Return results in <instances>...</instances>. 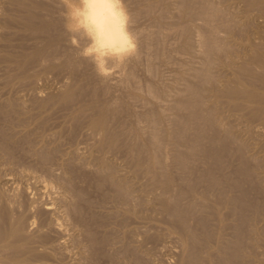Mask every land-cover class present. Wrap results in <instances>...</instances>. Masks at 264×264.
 Here are the masks:
<instances>
[{"label": "bare ground", "instance_id": "bare-ground-1", "mask_svg": "<svg viewBox=\"0 0 264 264\" xmlns=\"http://www.w3.org/2000/svg\"><path fill=\"white\" fill-rule=\"evenodd\" d=\"M230 1L232 3L231 9H230V11L226 12V9L224 10L223 7L216 4V1L214 3V1H210V0H180L178 10L180 9L179 12L182 14V16L197 17V19L199 18L202 21L199 23L200 24L199 27L196 25L198 27V30H196V32L198 33V34L196 33L198 35V39H196V41H193V39H192L193 38L192 37L193 32L191 31V29H192L191 24H187L185 26L183 25L184 29H182L183 26L180 25V26H182L181 27L182 32L180 31V33H181V36L183 38V44H181V45L184 46V49H186V51L189 54L191 53L192 49L195 50L194 49L195 46H198L197 49H198V51L200 50L199 52L201 54L200 55L201 56V62L198 63V64H200L199 66H197L198 64L196 66H193V65L191 66L192 62L188 66V67H190V68H188V71H190V72L188 73V71H187V73L189 74L188 75L189 77H185V76L181 77V79L184 80V84H183L184 87L183 88L185 91L179 90V93H181V95L179 94V97H178V94L173 93L174 95H176L175 97H178V98L173 100L174 96L172 97L170 94H168L172 97V100H173L171 105H169L170 109L167 108L168 104H170V103L166 104L167 107L165 106L166 111L169 109L167 112L171 111V113H172L170 117L169 116L163 117L162 116L163 114L156 112L157 108H155V107H153V108L156 110L153 111V109H151L152 111L149 113V115L144 114V115H146V116H143L144 120L147 122V125H148V128L147 129L145 128L147 131L146 132L147 136H146V139H144V140H146L147 146L143 143L138 142V141L133 142L131 138H130L131 142H127V140L123 141L122 140L123 137L121 139V135L123 133V131L121 129H123V128L120 129L119 123L121 124V122H118V119H117L118 118L117 117L118 111H119L118 106L121 107L120 100H119L121 94L119 93L120 96H119V94H118V96H116L117 93H116V95L114 94L115 96L112 95V89H113L112 86H114L113 84H116L117 82L120 84L122 76L124 75V74L121 75V73H123L122 72L123 68H121V67H124V69H126L125 64H127V63H125V62H127V60L136 58L138 56L141 57L140 53L146 54L147 51H149L150 48L148 49L147 46H149V44H151V43L147 44L146 41L148 42L147 37L150 35L151 32L150 33L148 32L149 35L148 36L146 35L147 36L146 41H143V42H145V45L141 41L143 44V48L147 44L146 48L148 50L147 51L145 49L142 50V51L145 50L146 52L140 51L141 50V48H140L139 51L137 50V52L134 56L127 58L125 60L121 61V60L112 59V60L108 61L107 65H105L103 62H101V67L98 70L97 67L95 66V64L89 58L86 57L85 50L87 49L88 44H89L87 39H85L82 35H80L78 33L70 32L65 27L66 12L71 7L75 6L78 3V0H6V7L8 8L11 6L12 8L10 7L11 8L10 10L4 9V11L6 10L4 14L0 13V15H2L0 17V62L2 63V67H3L1 70L2 71H3V69L5 70L6 76L5 75L4 76L6 77V80L3 83H5V87H8V95L10 94L9 91H11L13 88H16V87L20 88L21 91H25V92H26V90L29 92L30 91L32 92L35 88L38 90V88H37L38 86H39V88H41L40 87L41 84L37 86V83L40 82L38 79H40V77H42L45 73H46L45 74L46 76L47 75L49 76L50 73L48 74L47 73L48 71L54 70L57 74L58 73H62V74L65 73V74H67L68 77L73 79V80L67 81L65 83L63 82L64 80L62 79L63 80L62 84H64L63 85L64 87L61 86L62 84L59 86H61L63 89H60L58 94H51L50 93L49 98H47V100L45 99L46 101L36 102L35 111L38 109L39 112L41 113L42 111H44L46 106H48L51 101H53L52 102L53 106L54 105L55 106L60 105L62 107L66 106V108H67V105L71 106V113H70L69 117H71V119H72V116H73L74 120L76 118L77 123L76 122L75 123L79 125L80 133L84 129V130H86V133L88 131L89 134L91 136H93V138H95L94 141H96V142L93 141L95 144H92V145L95 148V150L98 151V153H95L94 152L95 150L93 151L94 154H96V155L100 154L99 152H102V153L105 152L106 153L109 150H111V152H112V149L114 150L116 148H120L121 146L127 145L126 147L131 154V155H128V157H129L128 160L132 163V166L130 165V169L132 167V169H133L132 171L135 173V176L141 175V176H144L147 178V180H146L147 182L145 183L144 187L142 186V190H139V191H142L141 195L136 196L135 194L131 193L133 191L132 190L130 191L131 188L130 189L127 188L129 186L126 185V183H125L126 181L124 182L122 178H117V176L116 177L113 176L112 172H115V170L113 169L114 171H112V164L110 163L109 160L107 161L105 159V157H103V155H99L96 158L98 165H99L98 168L105 170L107 172V173H104L105 176L104 175H102V176H104V179H106L110 183V186H112L113 190H112V188H111V190L114 191L112 196L115 199V201L118 200L122 204H124L122 210L120 209V207H118L120 203L118 204V206H116V208L120 209V211H121V212H118V210H117V212L120 215H122L124 217L128 216L129 219L132 216L135 218L137 216L139 217L140 214H139L138 210H140L142 212L143 211L142 208L144 207V209H145V206H149V204H152V203H150V201H152L153 202L152 205L154 207L153 211L155 209L157 212H160L163 215L166 214L170 217V219H171V220H169L170 223H169V221L168 222L166 221L168 223V224L166 223L168 226L166 228L169 232L176 234V237L182 243V250H181L182 252H181L180 258L178 257L179 258L178 259L176 257L178 259V262H176L177 264H245L246 262L250 263L248 261L251 260V258L253 257V254H254L253 249L256 248L257 246L262 247V249H260V251L262 250V252H261V254L258 255V256H260V258L258 260V264H264V235H263V232L261 230V227L260 228L257 227L258 223L260 221H262L263 222L262 228H264V0H230ZM170 2H172V1H170ZM123 3L125 5V7L129 8L128 6L130 5V3L126 2L125 0H123ZM156 3H158V2H156ZM1 4H3L2 1H1ZM163 5H164L163 10H165L163 12H166L168 10L167 6H169L167 0H164ZM149 6L150 5H147V7H149ZM152 6H156V5L153 4ZM174 6H176V5H174ZM0 7H2V9H3L4 6L1 5ZM130 7H132V6H130ZM228 8H229V6H228ZM152 9H154V8L150 7V9H147V10L151 11ZM160 9H162V8H159L158 11H160ZM1 11L3 13V10H1ZM128 12L131 13L129 11V9H128ZM155 13H156V11H155ZM134 14L136 16V13H134ZM145 14H146V12H145ZM131 15H132V13L130 14V17H131ZM147 16H148V14H147ZM133 17L134 16H132L130 19V30L137 36V39H138L139 33L137 31L138 29H136V24L134 23ZM156 18H158V17H156ZM187 19H189V18H187ZM175 21H177V20H175ZM136 22H137V20H136ZM173 22H174V20H173ZM177 22H179V21H177ZM156 26H158V25H156ZM165 26H166V24H165ZM167 28L168 27H166V29ZM175 28H178V25ZM171 30H173V29H171ZM147 31H148V29L146 30V32ZM169 31L167 32V34L171 33ZM139 32H140V35H142V33H141L142 31H139ZM159 33L158 34L157 33H151L152 34V35H150L151 38L148 37L149 41L153 40V39L156 40L154 47L159 46L158 45L159 42L157 44L158 40L161 41V39H159V37L161 38V36H159ZM144 34H147V33H144ZM174 36H176V35H174ZM174 36H173V38H175ZM143 37H145V35ZM164 37L167 38L166 36H164ZM226 37L228 38L229 43H227ZM169 39H171V38H169ZM162 40H163V38H162ZM141 42L139 44L142 46ZM167 42H168V40H167ZM177 42H178V40H177ZM194 42H196V43H194ZM138 43H137V45H138ZM163 43L164 42L162 41V44ZM168 44H169V42H168ZM139 46H137V49ZM151 46H152V44H151ZM151 46H149V47H151ZM160 46H161V44H160ZM169 46L170 45H168V47ZM162 50H164V49L162 48ZM182 50H183V48H182ZM153 52H154V50H153ZM148 54L149 53H147L145 56H147ZM159 55L160 54H158V56ZM195 55H197V54H195ZM162 56H163V54H162ZM181 56L182 55H180V57ZM155 57L157 58V56H155ZM155 57H154V59H155ZM159 57H161V56H159ZM189 57H191V56H189ZM193 58L196 59L195 57H193ZM130 61L132 62V60H130ZM199 61L200 60H198L197 62H199ZM165 62H166V60H165ZM179 62H181V61H179ZM188 62L190 63V61H188ZM174 63H175V61H174ZM121 64H122V66L120 67ZM175 64H177V63H175ZM216 64L219 66V68L222 66L228 71V73L225 72L227 75H225L223 73L225 75V77L223 76L221 79L218 78L220 76H218L217 73H215V71H214V67L216 66ZM171 65H170V67H171ZM113 66L115 67L114 69H113ZM147 66L149 67V64ZM151 66H153V65H151ZM154 66H156L155 63H154ZM132 67H134V66L132 65ZM72 69L74 71H72ZM124 69H123V71H125ZM129 69L127 70L129 72V73L127 72L128 75H130V73H132V72H130L131 69L130 70ZM140 70H142V69H140ZM163 70H166V69H163ZM180 70L181 69H179V71ZM171 71H172V69H171ZM55 72H53V73H55ZM71 72H73L74 75H72ZM148 72H149V70H148ZM150 72H152V71H150ZM220 72H221V68H220ZM1 74L3 75L2 72H1ZM62 74H58V75H62ZM132 74L131 75L133 78L134 72ZM149 74L152 75L153 73H149ZM172 74H174V73H172ZM58 75H57V77H59ZM46 76L44 78H46ZM67 76H66V78H68ZM125 76L128 77L127 75H125ZM154 76H155V73H154ZM181 76H182V74H181ZM0 77H2V76H0ZM108 77H109V79H107ZM115 77H118L117 80H119V79L120 80L116 82ZM167 77H168V75H167ZM174 77H176V75ZM137 78H138V75H137ZM139 78H140V76H139ZM150 78H152V77L150 76L148 80H150ZM58 79H61V78H58ZM111 79H114L113 81H115V82H113V81L111 82ZM134 79L136 80V77L133 78V81H135ZM50 80H53V79H50ZM160 80H161V77H160ZM163 80H164V78H163ZM145 81H147V80H145ZM41 82L43 83L44 81H41ZM126 82H128V81H126ZM118 83H117V85H118ZM137 83H139V82H136V83L131 82L130 85H129V83H127V85L131 86L132 89H133V87L139 88V86L142 83L141 84L139 83L140 84L139 86H135L134 84H137ZM148 83H149V81H148ZM162 83H160V84L162 85ZM110 84H112V85H110ZM122 84H124V83H122ZM170 84H171V82H170ZM45 86H46V84H45ZM142 86H143V84H142ZM144 86L147 87V88L144 87L145 89L149 90L148 93L149 92L151 93L150 96H152V94L154 95V93H156V90H157L156 85H155L156 87L152 86V85L151 86L149 85V87H148L145 83ZM180 86H181V84H180ZM2 87H4V86L2 85ZM57 87H58V85H57ZM117 87H119V86H117ZM140 89L142 90V88H139V91H141ZM166 89H167V87H166ZM181 89H182V87H181ZM158 90H160V89H158ZM21 91H17V92H21ZM120 91H121V89H120ZM31 92L29 94L32 95ZM37 92H40V91H37ZM182 92H184L185 94H183ZM27 93L28 92H26V96L28 95ZM123 93H124V91H123ZM18 94L19 93L16 94V92H15V96ZM80 94H83L86 96L80 97L81 96ZM125 94H122V95H125ZM162 94H164V93L162 92ZM162 94H161V96H163ZM8 95L6 94V96H8ZM11 95H12V93H11ZM24 95H25L24 92L20 93L18 95L19 99L21 100L20 97L24 96ZM127 95L131 96L130 94H127ZM168 95L166 92V95L164 96V98H166ZM26 96H24V97H26ZM37 96H39V95H37ZM33 97H35V96L33 95ZM157 97L160 99L163 98V97L161 98L159 96V94H157ZM171 97H169V98H171ZM29 98L30 97L28 96V98L26 97L25 99L29 100ZM124 98H125V96H124ZM132 99H133V95H132ZM4 101H5L4 103L0 102L2 104L0 106V117L3 119L4 122L11 123L14 116H16L14 113L15 112L18 113L24 106H21V104H18L16 102L17 99H16V101L14 99L13 100L7 99ZM33 101H35V100H33ZM24 102H26V101H24ZM136 102H137V100H136ZM138 102H139V100H138ZM140 102L142 103V101H140ZM19 103H20V101H19ZM27 103H26V105H27ZM34 103H33V105H34ZM143 103H145V102H143ZM155 103H156V101H155ZM161 103H162V105H165L163 102H161ZM149 104L147 106H149ZM52 105H49V106H52ZM151 105H152V103H151ZM60 106H58V107H60ZM127 106H128V104H127ZM137 106H135V107H137ZM142 106H145V105L142 104ZM158 106H160V105H158ZM150 107H152V106H150ZM165 107L163 106V107H158V108H161L159 110L162 112L165 109ZM149 108H147V109H149ZM162 108H164V109L162 110ZM32 109H34V107ZM52 109H55V108H52ZM223 110H224V112H223ZM23 111L24 110L22 109V112ZM128 111L129 110H127V112ZM59 112L61 113V111H59ZM130 112H132V111H130ZM130 112H128V113H130ZM164 112H165V110H164ZM164 112H162V113H164ZM25 113H26V111H25ZM30 113H32V112H30ZM137 113H138V111H137ZM43 114L44 113H42L41 115L43 116ZM131 114H133V113H131ZM167 115H170V114H167ZM37 116H39V114ZM37 116L35 115V117H37ZM230 116L234 117L232 119H234L235 122H233L234 120H232V119H231L232 120V122H231ZM18 117H17V119L19 120L20 118H18ZM21 117H23V115H21ZM126 117H127V115H126ZM33 118H34V116H33ZM49 118H50V116H49ZM59 118H60V116H59ZM131 118H133V116ZM139 118H141V117H139ZM136 119H138V118H136ZM42 120H44V119H42ZM33 121L36 122V119ZM45 121L47 123L48 120H45ZM61 122L62 121H60V123ZM64 122L65 121H63V123ZM165 122H168L169 125L171 126L170 130L167 129L168 131H165L164 127L162 129V125L164 126ZM28 123H29V121H28ZM32 123H34V122H32ZM24 124H25V122H24ZM44 124H45V122H44ZM139 124H140V121H139ZM143 124H141V125H143ZM68 125H69V123H68ZM70 125H69V129H70ZM165 125H168V124L165 123ZM166 127L168 128L169 126H166ZM39 128H40V126H39ZM73 128H76V127H73ZM25 129H27V128H25ZM59 129H60V127H59ZM142 129H143V133H144L145 129L144 128H142ZM37 130H38V128H37ZM54 130H56V129H54ZM44 131H43V134L45 133ZM125 131H126V129H125ZM141 131L142 130H140V132ZM16 133H17V131H16ZM57 133H59V130ZM60 134H61V131H60ZM128 134H129V132L126 134V136H128ZM23 135H25V134H23ZM82 135H84V134H82ZM0 136H2L1 137L2 141H0V151H1L0 153L3 152V155H4V152L7 154H11V160L12 161L10 160V158H8L10 160V163H11L14 160V159H12L13 156H12V152H11L14 150V149L12 150V148H14V146L10 147V143L12 141L9 140V137L2 130L0 131ZM57 136H58V134H57ZM57 136H56V138H57ZM73 136L76 137L75 135H73ZM126 136L124 135V138ZM10 138H13V136ZM15 138H14V140H15ZM18 138H20V136ZM136 138H137V136H135V140H136ZM168 138L171 141V146H172L171 150L173 151V152H167V153H170V157L168 156L167 153H164L167 155L163 156L164 154L161 153L163 151H161V149H160L161 143H163L162 140L163 139L167 140ZM40 139H41V137H40ZM78 139L79 138L77 137L76 140L78 141ZM81 139H82V137H81ZM87 139L89 140V138H87ZM42 140H44V139H41V142H42ZM21 141H23V140H21ZM38 141H39V139H38ZM48 141H45V143L46 142L48 143ZM53 141H56V140H53ZM65 141H66V139H65ZM90 141H92V140H90ZM163 141H165V140H163ZM8 143H9V145H8ZM29 143H31V142H29ZM53 143H55V142H53ZM56 143H55V146H56ZM59 143H61V142H59ZM80 143H84V142H80ZM51 144H50V146H51ZM63 144H65V143H63ZM75 144H77V143H74V145ZM164 144L165 145L168 144V140L166 143L164 142L163 145ZM47 145L48 144H46V147H49V145L48 146ZM77 145H79V144H77ZM85 145H83L82 147L84 148ZM27 146H25L26 149H28L30 145L27 144ZM69 146L71 147V144ZM79 146H81V145H79ZM41 147L42 146H40V148ZM46 147L44 145L43 149H46ZM74 147H73V149H74ZM126 147H125V149H126ZM163 147L165 148L167 146H163ZM15 148H16V145H15ZM19 148H20V146H19ZM67 148L68 147H66L65 151L69 150ZM94 148H92V149H94ZM164 148L162 150H164ZM17 149H15V150H17ZM76 149L77 148H75V150ZM144 149H146L149 154L147 153L144 156H142V154L136 155V153L138 151L141 152V150H144ZM56 150L57 149L54 146H52V147L47 148V150H45V151L41 150L42 153L37 152V154H39L38 157H39V159H41V161L45 160L49 164V162L47 160L54 159L56 156L60 155V154L57 155L58 151H56ZM23 151L25 153H27L28 150H23ZM83 151H84V149H83ZM167 151H169V150H167ZM19 152L20 151H18V153ZM62 152H64V151H62ZM75 152H77V151H75ZM90 152H91V150H90ZM164 152H166V148H165ZM66 153H68V151ZM69 153H71V152H69ZM69 153H68V155H69ZM133 153H135V154H133ZM13 154H14V151H13ZM32 154H34V153L32 152ZM64 154H65V152H64ZM126 154H129V153H126ZM65 155L67 156V154H65ZM114 155H115V153H114ZM166 156L169 158V161H166V159H165ZM5 157H7L6 154H5ZM70 157H72V156H70ZM75 157H73V158H75ZM27 158H25L27 161H29L30 158H31L30 160H32V156H30L29 159H27ZM66 158H68V157H66ZM107 158H108V156H107ZM124 158H125V156H124ZM16 159H17V157H16ZM25 159L23 160L24 162L26 161ZM80 159H82V158H80ZM126 159H127V157L125 158V160ZM18 160L21 161L20 158ZM18 160H16V161H18ZM6 161L7 160H5V162ZM33 161H34V159H33ZM55 161H56V159H55ZM1 162H0V166L2 165ZM8 162H6V164ZM57 162L58 161H56V163ZM68 162H70V161H68ZM29 163H31V161ZM52 163H54V165H55L54 161H52ZM16 164H17V162H16ZM22 164H23V162H22ZM31 164H29V165H31ZM58 164H60V163H58ZM64 164L65 163L60 164V166L62 167V165L64 166ZM33 165H34V163H33ZM71 165L72 164L70 162V163H67L64 167L68 169V168H70ZM169 165H170V167L172 166L175 169L176 178H174V180H173V175L175 177V174H172L173 170H171ZM9 166H10V164H8V167ZM73 166H75V165H73ZM10 167H12V166H10ZM38 167H40V166H38ZM53 167H55V166H53ZM165 167L170 168L171 172L166 171ZM15 168L16 167H14V170H15ZM27 168H28V165H27ZM42 168H44V163H43ZM65 168H64V170H65ZM38 169H40V168H38ZM53 169H55V168H53ZM53 169H51V171ZM45 170H50V168L47 167V169L45 168ZM51 171H50V175H51ZM60 172H62V171H60ZM65 172H67V171L65 170ZM8 173L9 172H7V175H8ZM23 173H25V172H23ZM52 173H54V172H52ZM63 173H64V171H63ZM41 174H42V172H41ZM44 175H42V176H44ZM46 175H48V174H46ZM6 176H5V178H7ZM53 176L55 177L54 174H53ZM75 176H76V174H75ZM135 176L133 175V177H135ZM144 177H143V179H144ZM4 179H0V180L4 181ZM131 179H133V178H131ZM7 180L9 181L10 179H7ZM15 180H17V178ZM10 181H12V180H10ZM42 181H43V179H42ZM172 181H173V184L171 183ZM94 182L95 181L93 180V183ZM3 183H5V182H3ZM68 183L71 186H72V184H74V183L71 184L70 181ZM88 183H90V182H88ZM26 184H29V183H26ZM69 185H67L66 187L70 188L71 186L68 187ZM47 188H48V186H47ZM71 188H74V187L72 186ZM75 188H77V187H75ZM96 188H99V187H96ZM35 191H37V190L35 189ZM23 192H24V190H23ZM73 192H74V195H76L80 199H81V197H83V199L85 200L84 195L81 197L79 196L80 192L82 194H84L81 190H80V192H79V190L72 191V193ZM101 194H103V193H101ZM132 194L135 195L136 197L133 196ZM139 194H140V192H139ZM150 194L152 196H148ZM2 195H4V194H2ZM146 196L148 197V199L150 201L147 199ZM99 197H100V195H99ZM79 198H78V200L76 199L77 202L75 200H72V201H75L76 203H78L80 205ZM108 198H109V196H108ZM13 200H14V198H12V201ZM208 200H210L212 206H210L208 204ZM107 201H109V200H107ZM0 202H1V200H0ZM32 202L33 201H31V203ZM48 202H45V203H47V205H48ZM95 202H93V204H95ZM7 204H8V202H7ZM73 204H71V205H73ZM63 205L64 204H62V206ZM104 205H106V204H104ZM49 206H50V202H49ZM49 206H45V208L49 209L50 208ZM35 207H37V205ZM111 207H112V205H111ZM71 208H72V206H71ZM73 208H76V207L74 206ZM83 208H84V206H83ZM92 208H94V207H92ZM99 208H98V210H99ZM102 208L104 209V206ZM136 208H138V209H136ZM38 209H40V208H38ZM38 209H36V210H38ZM65 209H67V208H65ZM77 209L79 210L78 205H77V208L74 210L77 211ZM115 209L112 211L115 212L116 211ZM215 209L217 212L216 214H218L219 215L218 217L221 218L218 221V223H223L222 226H223L224 230L227 227H228V230L230 228L229 232L230 233L232 232V235L229 234V237H226L227 235L226 236L223 235V232H222L223 230L219 231L220 229H218L219 228L218 223H217L218 227H216L215 221H213V222H215V224L213 226L210 225L211 222L209 223L207 221L208 219H210L209 218L210 215L215 214ZM11 210H14V209H11ZM30 210H32V209H30ZM153 211L151 210L152 214H153ZM10 212L12 213L13 211H10ZM15 212H17V211H15ZM19 212H20V210H19ZM99 212H100V210H99ZM117 212H116V216H117ZM146 212H148V211H146ZM157 212H155V213H157ZM28 213H29V211H28ZM73 213H75V211ZM110 213H107V215L110 216V215L114 214L111 211H110ZM143 213L145 214V210ZM155 213H154V215H156ZM13 214L15 215L16 213L13 212ZM35 214L39 215L40 213L36 212ZM26 215H28V214H26ZM50 215L51 214H49V216ZM66 215H68V214H66ZM221 215H222V217H221ZM4 216H6V215H4ZM9 216H7V217H9ZM18 216H19V214H18ZM41 216H42V214H41ZM47 216H48V214H47ZM122 216H121V219H122ZM150 216H149V218H151ZM142 217H143V215H142ZM18 218H15V219H17L19 223L14 225V226H11L12 223H11V225L9 224L10 226H7V224L5 225V222H4L5 227L2 225L3 223L0 224V240L4 239V238L10 239V241L5 242V244H3L4 246L3 247L1 246V247L6 249L7 253L10 252V250L13 251L14 253H16V256H17L16 259H19L17 261H19L21 264H25V263H27V259H30L31 256H34V257L36 256L37 250H35V247H34L35 245L32 246L31 245L32 242L30 240H28L30 238V236L25 235L24 231H27V230L24 229L25 227L23 226V223H20L21 222L20 220L22 218L24 219V217H20L19 219ZM32 218L36 219L35 217H32ZM44 218H45V216H44ZM79 218H80V216H79ZM144 218H142V219H144ZM5 219H6V217H5ZM38 219H40V217ZM81 219H82V217H81ZM125 219L126 218H123L122 220H125ZM142 219H141V221H142ZM147 219H148V215H147ZM167 219L168 218H166L165 220H167ZM213 219H214V217H213ZM222 219L224 220V222H220ZM46 220H48V219H46ZM92 220H94V219H92ZM137 220H139V219H137ZM150 220H152V219H150ZM7 221H9V220H7ZM107 221H109V220H107ZM145 221L148 222L146 219H145ZM32 222H34V221H32ZM48 222H50V221H48ZM51 222H52V220H51ZM134 222H135V220H134ZM107 223H111V222H107ZM122 223H124V222H122ZM127 223H128V221H127ZM136 223H138V221ZM29 224L31 225V223H29ZM59 224L60 223H58V222H54L52 224V226L54 225L55 228L56 227L58 228ZM97 224H98V222H97ZM118 224H120V223H118ZM132 224H134V223H132ZM259 224H262V223L260 222ZM135 225H133L132 227H134ZM147 225H149V224H147ZM219 225H221V224H219ZM46 226H48V225H46ZM101 226H102V224H101ZM48 227H50V226H48ZM87 227H88V225H87ZM144 227H146V226H144ZM151 227H152V225H151ZM154 227H156V226L154 225ZM88 228L83 227V229L87 230V231L84 230L86 232V234L90 230V229L88 230ZM27 229H30V228H27ZM45 230H46V228H45ZM103 230H105V229H103ZM111 230H113V229H111ZM111 230H108V231H111ZM128 230H129V234H130V228ZM138 231H140V230L138 229L137 232ZM263 231H264V229H263ZM29 232H27V233H29ZM42 232H40V233H42ZM45 232H47V230ZM126 232H128V231H126ZM47 233H46V235L48 236ZM88 233H91V235L88 234L89 236L87 235V237L93 236L94 240L96 239V237L94 236V234H92L91 231H89ZM93 233H95L94 230H93ZM160 233H161V231H160ZM36 234H37V232H36ZM38 235H39V233H38ZM114 235H116V234H114ZM133 235H135V234H133ZM159 235H161V234H159ZM137 236L139 237V235L136 234L135 238H137ZM141 236H142V234H141ZM161 236H163V233ZM37 237H39V236H37ZM37 237H36V239H38ZM165 237H167V236H165ZM165 237H164V239H165ZM112 238L114 239V236ZM117 238H118V236H117ZM135 238H133V239H135ZM147 238H149L148 233H145L143 235V239H142L143 242ZM106 239H107V237H106ZM94 240H92V237H91V241H89L90 244L93 243L92 241H94ZM102 240H103V238L101 239L100 242H103ZM131 240H129V242ZM135 240H137V239H135ZM1 242H3V241H1ZM30 242H31V244H30ZM44 242H46V241H44ZM140 242H141V240H140ZM97 243H99V242H97ZM125 243H127V242H125ZM146 243L147 242H145V244ZM154 243H155V241H154ZM157 243L158 242L156 241V244ZM134 244H136V243H134ZM145 244L142 243V245H144V246H145ZM39 245H40V243H39ZM41 245H43V244H41ZM49 245H50V242H49ZM94 245H95V243H94ZM157 245H156V247H157ZM92 246H93V244H92ZM47 247H49V246H47ZM127 247H128V245H127ZM160 247H161V244H160ZM40 248H42V247L40 246ZM40 248H38V249H40ZM90 248H92V247H90ZM136 248H137V246H136ZM168 248L166 247V249H168ZM7 249L9 251H7ZM142 249L144 250V248H142ZM146 249L149 250L150 248H148L146 246ZM178 249H180V248H178ZM46 250H48V249H46ZM0 251H1V249H0ZM151 251H152V249H151ZM3 252H5V251H3ZM132 252H134V251H132ZM259 252L257 251V253H259ZM136 253L134 252V254L133 253L132 254L135 255L134 256L136 258L135 260H136V262H138L137 260L140 259L141 256L138 252H136ZM147 253H148V251H147ZM177 253H178V251H177ZM177 253H176V256H177ZM0 254H2V253H0ZM154 255H156V254H154ZM12 256H14V255H12ZM12 256H11V258H13ZM8 257H6V258H8ZM169 258H170V255H169ZM5 259L3 258V261H5ZM142 259H147V258H142ZM162 259H164V258H162ZM9 260H11V259L9 258ZM50 260H51V258H50ZM38 261H35V263L36 262L38 263ZM139 261L145 263L144 260L142 261L140 259ZM253 261L255 262L254 259H253ZM2 262H1V264H2ZM5 262H7V261H5ZM14 262L12 260V263H14ZM3 264H5V263L3 262ZM8 264H10V263H8ZM14 264H18V263L15 262ZM164 264H166V263H164ZM250 264H252V263H250Z\"/></svg>", "mask_w": 264, "mask_h": 264}, {"label": "rangeland", "instance_id": "rangeland-1", "mask_svg": "<svg viewBox=\"0 0 264 264\" xmlns=\"http://www.w3.org/2000/svg\"><path fill=\"white\" fill-rule=\"evenodd\" d=\"M1 1L3 2V4H1ZM0 1V4L2 5V6H4L3 7V9H2V7H0V13L1 14H4L5 13V11L6 10H10L11 8L10 7H6V0L4 1V0H1ZM126 2H128V3H130V5L128 6L129 8H127V10L129 9V11L132 13V15H131V17L132 16H134L133 18H134V23L136 24V29H138L137 31H138V35H139V37H138V39H137V43L140 41H146V37L149 35L148 34V32L150 33H159L160 31V33H159V36H161V38L159 37V39H161V41L160 40H158L157 41V44H158V42H159V46H157V47H154L155 46V39H153V40H150L149 41V38H151V36L150 35H152L151 33H150V35L147 37V40H148V42L146 41V43L147 44H149V43H151L152 44V46H151V44H149V46H151V47H149V46H147V44H146V46H147V48L149 49V51H147L148 49L146 48V46H144V48H143V44H142V42H141V44H142V46L138 43V45L137 46H139L138 47V51H139V49L141 48V50L140 51H142L143 49H145L146 51H147V53H149L147 56H145L146 54H142V53H140L141 55V57H136V58H133V59H129V60H127V62H125V63H127V64H125L126 65V69H124V67H121L122 66V64L120 65V67L121 68H123L125 71H123V69H122V72L123 73H121V75L122 74H124L123 76H122V79H121V81H120V84L117 82V81H119V80H117V78L118 77H115V81L118 83V85H117V83L116 84H113L114 86H112L113 87V89H112V95H116V93H117V95L116 96H118V94L120 93L121 94V96H120V94H119V96H120V104H121V107H119L118 106V122H121V124L119 123V126H120V129L121 128H123V129H121L122 131H123V133H122V135H121V139H122V137H123V141L125 140H127V142H131L130 141V138L132 139V141L134 142H136V141H138V142H140V143H143V144H145L146 145V140H144V139H146V129L148 128V125H147V122L144 120V117L143 116H146V115H144V114H148L149 115V113L152 111L151 109H153V111H155L156 109H154L153 107H155V108H157V110H156V112H159V113H161V114H163L162 116L164 117V116H171V111L170 112H167L170 108H169V105H171V103L173 102V100L174 99H176V98H178L179 97V94L181 95V93H179V90H183V91H185L184 90V80H182L181 79V77H189L188 75V73L190 72V71H188V68H190V67H188L190 64H191V62H192V64H191V66L193 65V66H196L198 63H200L201 62V54H200V50L198 51V46H195V50H193L192 49V51H191V53L189 54L187 51H186V49H184V46L183 45H181V44H183V38H182V36H181V33H180V31L182 30V29H184V26L185 25H187V24H191V26H192V29H191V31L193 32L192 34H193V41H196V39H198V33L196 32V30H198V27L200 26V22H202L199 18L197 19V17H188V16H182V14L179 12V10H178V8H179V2H180V0H167V2H168V5L169 6H167V8H168V10L166 11V12H163V11H165V10H163V2H164V0H125ZM133 3H132V2ZM163 1V2H162ZM170 1H172V2H170ZM210 1H214V3H215V1H216V4H218V5H220L221 7H223V9L225 10L226 9V12H228V11H230V9H231V6H232V3H231V1L230 0H210ZM156 2H158V3H156ZM220 2V3H219ZM150 3V4H149ZM150 5L149 7H147V5ZM156 5V6H152V5ZM176 5V6H174V5ZM0 5V6H1ZM161 5V6H160ZM130 6H132V7H130ZM228 6H229V8H228ZM6 7V8H5ZM150 7H152V8H154V9H152L151 11H149V10H147V9H150ZM158 7V8H157ZM170 7V8H169ZM175 7V8H174ZM177 7V8H176ZM135 8V9H134ZM146 8V9H145ZM159 8H162V9H160V11H158L159 10ZM174 8V9H173ZM228 8V9H227ZM4 9H6L5 11H4ZM131 9V10H130ZM1 10H3V13H2V11ZM135 11V12H134ZM155 11H156V13H155ZM145 12H146V14H145ZM151 12V13H150ZM154 12V13H153ZM170 12V13H169ZM65 13V12H64ZM130 13V14H131ZM134 13H136V16H135V14ZM158 13V14H157ZM173 13V14H172ZM147 14H148V16H147ZM171 14V15H170ZM154 15V16H153ZM169 15V16H168ZM2 15H0V17H1ZM166 16V17H165ZM151 17V18H150ZM156 17H158V18H156ZM170 17V18H169ZM173 17V18H172ZM185 17V18H184ZM160 18V19H159ZM167 18V19H166ZM169 18V19H168ZM187 18H189V19H187ZM162 19V20H161ZM136 20H137V22H136ZM146 20V21H145ZM173 20H174V22H173ZM175 20H177V21H179V22H177V21H175ZM166 21V22H165ZM169 21V22H168ZM195 21V22H194ZM160 22V23H159ZM190 22V23H189ZM165 24H166V26H165ZM172 26H171V25ZM175 24V25H174ZM156 25H158V26H156ZM161 25V26H160ZM168 25V26H167ZM178 25V28H175L176 26ZM180 25H184L183 26V28L181 29V27L182 26H180ZM198 27H197V26ZM166 27H168L167 29H166ZM171 27V28H170ZM148 29V31L146 32V30ZM186 28V27H185ZM170 31H169V30ZM171 29H173V30H171ZM178 29V30H177ZM180 29V30H179ZM151 30V31H150ZM169 32H171V33H168L167 34V32L168 31ZM139 31H142L141 33H142V35H140V32ZM182 32V31H181ZM144 33H147V34H144ZM163 33V34H162ZM197 33V34H196ZM176 35V36H174V35ZM196 34V35H195ZM145 35V37H143ZM147 35V36H146ZM156 35V34H155ZM195 35V36H194ZM164 36H166L167 38H165ZM173 36L175 37V38H173ZM197 37V38H196ZM162 38H163V40H162ZM166 40H165V39ZM169 38H171V39H169ZM195 38V39H194ZM140 39V40H139ZM144 39V40H143ZM226 39H227V43H229L228 41V38L226 37ZM165 40V41H164ZM167 40H168V42H169V44H168V42H167ZM171 42H170V41ZM177 40H178V42H177ZM162 41L164 42L163 44H162ZM174 42V43H173ZM144 43V45H145V42H143ZM194 43H196V42H194ZM160 44H161V46H160ZM170 45L169 47H168V45ZM173 44V45H172ZM172 45V46H171ZM194 45V44H193ZM164 46V47H163ZM167 46V47H166ZM156 48V49H155ZM162 48L164 49V50H162ZM166 48V49H165ZM179 48V49H178ZM181 48V49H180ZM182 48H183V50H182ZM197 49V50H196ZM200 49V48H199ZM142 51V52H146V51ZM153 50H154V52H153ZM156 50V51H155ZM176 50V51H175ZM152 51V52H151ZM165 51V52H164ZM175 51V52H174ZM181 51V52H180ZM163 52V53H162ZM168 52V53H167ZM172 52V53H171ZM186 52V53H185ZM165 53V54H164ZM171 53V54H170ZM181 53V54H180ZM155 54V55H154ZM158 54H160L159 56H161V57H159L158 56ZM162 54H163V56H162ZM167 54V55H166ZM177 54V55H176ZM195 54H197V55H195ZM150 55V56H149ZM153 55V56H152ZM176 55V56H175ZM180 55H182L181 57H180ZM155 56H157V58L155 57ZM189 56H191V57H189ZM154 57H155V59H154ZM185 57V58H184ZM193 57H195L196 59H194ZM200 59H199V58ZM138 58V59H137ZM141 58V59H140ZM184 58V59H183ZM193 58V59H192ZM137 61H135V60ZM142 61H140V60ZM145 59V60H144ZM148 59V60H147ZM152 59V60H151ZM191 59V60H190ZM130 60H132V62L130 61ZM164 60V61H163ZM165 60H166V62H165ZM185 62H184V61ZM190 61V63L188 62V61ZM198 60H200L199 62H197ZM152 61V62H151ZM161 61V62H160ZM174 61H175V63H177V64H175L174 63ZM179 61H181V62H179ZM141 62V63H140ZM144 62V63H143ZM189 64H188V63ZM196 62V63H195ZM129 63V64H128ZM154 63H155V65L157 66H154ZM162 63V64H161ZM168 63V64H167ZM180 63V64H179ZM184 63V64H183ZM187 63V64H186ZM149 64V67L147 66V65ZM153 65V66H151V65ZM172 64V65H171ZM124 65V64H123ZM124 65V66H125ZM132 65L134 66V67H132ZM145 65V66H144ZM170 65H171V67H170ZM178 65V66H177ZM181 65V66H180ZM200 64H198L197 66H199ZM220 65V64H219ZM0 70L3 68L2 67V63L0 62ZM165 68H164V67ZM181 68H180V67ZM183 66V67H182ZM221 66V65H220ZM146 67V68H145ZM161 67V68H160ZM186 67V68H185ZM115 67L113 66V69H114ZM119 68V67H118ZM117 68V69H118ZM131 69V71L130 72H134V76L136 77V82H139L140 84L142 83L143 84V86H142V84L140 85L139 83H137V84H134L135 86H139V88H142V90L141 91H139V88L138 87H133V89H132V87L131 86H128L127 85V83H129V85H130V83L131 82H133V83H136L135 81H133V78H135L134 76H133V78H132V73H130V75H128L127 74V70L128 69ZM134 68V69H133ZM151 70H150V69ZM170 68V69H169ZM216 68V69H215ZM220 68H221V72H220ZM219 68V66L216 64V66L214 67V71H215V73H217V75L218 76H220V77H218V78H222L223 76L225 77V75H227L226 73H228V71L224 68V67H220ZM129 69V70H130ZM138 69V70H137ZM140 69H142V70H140ZM154 69V70H153ZM163 69H166V70H163ZM171 69H172V71H171ZM179 69H181L180 71H179ZM187 69V70H186ZM219 69V70H218ZM148 70H149V72H148ZM156 70V71H155ZM159 70V71H158ZM171 72H170V71ZM183 70V71H182ZM186 70V71H185ZM225 70V71H224ZM4 71V72H3ZM3 71L1 70L0 71V76H4L5 75V70L3 69ZM72 71H74L73 69H72ZM150 71H152V72H150ZM155 71V72H154ZM163 71V72H162ZM178 71V72H177ZM187 71H188V73H187ZM219 71V72H218ZM1 72L3 73V75L1 74ZM53 72H55L54 70L53 71H48L47 73L49 74L50 73V75L48 76H46L45 74L42 76V77H40V79H38L40 82L39 83H37V86L38 85H40V87L41 88H39V86L37 87L38 88V90L35 88L31 93H32V95L31 94H29L30 92L29 91H27L26 90V92H28L27 94V96H26V92L25 91H21V89L20 88H18V87H16V88H13L11 91H9V95H8V87H5V83H3V82H5V80H6V75L2 78V77H0V102H5L4 100H7V99H11V100H15L16 101V99H17V103L18 104H21V106H24L22 109L24 110L23 112H22V109L17 113V112H15L14 114L16 115V116H14V118H13V120H12V122L11 123H6V122H4L3 121V119L0 117V131L2 130L8 137H9V140H11L12 142L10 143V147L12 146H14V148H12V150L14 151V154H13V151H11L12 152V159H14L13 160V162H11L10 163V160H11V154H7V153H5L4 152V155H3V152L2 153H0V160L2 161H0L1 162V164L3 165H1L0 166V179H4L5 178V176L7 175V172H9L8 173V175L6 176L7 178H5L4 179V181H2V180H0V200H1V204H0V224H2L4 227H5V225L7 224V226H10L11 225V223H12V225L11 226H14V225H16V224H18L19 222H18V220L17 219H15V218H20V217H24V219L22 218L20 221V223H23V226L25 227L24 229L25 230H27V231H24V233H25V235H29L30 236V238L28 239V240H30L31 242H32V244H31V242H30V244L32 245V246H34L35 247V250H37L36 252V256L34 257V256H31L30 257V259H27V263L28 264H58L59 262V264H138L140 261V259L143 261H145V263H143V262H140L139 264H164V263H166V264H177L176 262H178V259L180 258V255H181V250H182V243H181V241L176 237V234H174V233H171V232H169L168 230H167V228L166 227H168L167 226V222L169 221V220H171L170 219V217L168 216V215H163V214H161L160 212H157L155 209H154V211L155 212H157V213H155L154 211H153V202L152 201H150L149 199H148V197H147V199L150 201V203H152V204H149V206H145V209H144V207L142 208V212L140 211V210H138L139 211V217L137 216L136 218L135 217H131L130 219H129V217L128 216H126V217H124V216H122V215H120L118 212H121L120 211V209L122 210L123 209V205L124 204H122L120 201H118V200H116L115 201V199L113 198V196H112V194H113V192L114 191H112L113 190V188H112V186H110V183L106 180V179H104V176H105V174L104 173H107L105 170H102V169H99L98 167H99V165H98V162H97V157L99 156V155H103V157H105V159L108 161H110V163L112 164V171H114L115 170V172H112V174H113V176H117V178H122L123 179V181L126 183V185L127 186H129V187H127V188H131L130 189V191L132 190L133 192H131V193H133V194H135L136 196H139V195H141V192L142 191H139V190H142V186L144 187V185H145V183L147 182L146 180H147V178L146 177H144V176H141V175H136L135 176V173L132 171L133 169H132V167H131V169H130V165L132 166V163L128 160L129 159V157H128V155H131L130 154V152L128 151V149H127V145L126 146H121L120 148H116V149H112V152H111V150H109V151H107L106 153L105 152H99L100 154H94V152L95 153H98V151H96L95 150V148L93 147V145L92 144H95L94 142H96V141H94L95 140V138H93V136H91L90 134H89V132L87 131V133H86V130H82L81 131V133H80V128H79V125L78 124H76L77 123V121H76V118H75V120L73 119V116H72V119H71V117H69V115H70V113H71V106H69V105H67V108H66V106H60V105H52V102L53 101H51L50 103H49V105H52V106H46V108L44 109V111H42L41 113L39 112V110L37 109L36 111H35V109H36V102H42V101H46L47 100V98H49V95H50V93L51 94H58V92H59V90L60 89H63L62 87H64L63 85L64 84H62L63 82L65 83V82H67V81H70V80H73V79H71L70 77H68L67 76V74H62V73H58V74H62V75H58L56 72L55 73H53ZM136 72V73H135ZM226 72V73H225ZM75 73V72H74ZM126 73V74H125ZM129 73V72H128ZM145 75H144V74ZM148 73V74H147ZM149 73H153L152 75L151 74H149ZM154 73H155V76H154ZM169 73V74H168ZM172 73H174V74H172ZM187 73V74H186ZM225 75H224V74ZM59 76V77H57V75ZM71 74L72 75H74L73 74V72H71ZM166 74V75H165ZM181 74H182V76H181ZM223 74V75H222ZM125 75H127L128 77H126ZM137 75H138V78H137ZM144 75V76H143ZM152 77V78H150V80H148L149 79V77ZM167 75H168V77H167ZM171 75V76H170ZM176 75V77H174ZM222 75V76H221ZM46 76V78H44ZM66 76L68 77V78H66ZM139 76H140V78H139ZM158 76V77H157ZM163 76V77H162ZM170 76V77H169ZM180 78H179V77ZM63 77V78H62ZM124 77V78H123ZM148 77V78H147ZM160 77H161V80H160ZM173 77V78H172ZM42 78V79H41ZM58 78H61V79H58ZM126 78V79H125ZM163 78H164V80H163ZM180 80H178V79ZM46 79V80H45ZM50 79H53V80H50ZM64 81H63V80ZM107 79H109V77L107 78ZM130 79V80H129ZM152 79V80H151ZM176 79V80H175ZM49 80V81H48ZM59 80V81H58ZM61 80V81H60ZM114 79H111V82L113 81ZM132 80V81H131ZM145 80H147V81H145ZM167 80V81H166ZM171 80V81H170ZM41 81H44L43 83L41 82ZM63 81V82H62ZM110 81V80H109ZM115 81H113V82H115ZM123 81V82H122ZM126 81H128V82H125ZM148 81H149V83H148ZM158 81V82H157ZM166 83H165V82ZM174 81V82H173ZM182 81V82H181ZM38 82V81H37ZM124 83V84H122V83ZM153 82V83H152ZM155 82V83H154ZM163 82V83H162ZM170 82H171V84H170ZM173 82V83H172ZM176 82V83H175ZM54 83V84H53ZM59 83V84H58ZM146 83V85L149 87V85L151 86H157V90H156V93H154V95L152 94V96H150L151 95V93L149 92L148 93V89H145V88H147L146 86H144V84ZM160 83H162V85L160 84ZM45 84H46V86H45ZM62 84V85H61ZM168 84V85H167ZM170 84V85H169ZM173 84V85H172ZM177 84V85H176ZM180 84H181V86H180ZM2 85L4 86V87H2ZM57 85H58V87H57ZM59 85H61V86H59ZM110 85H112V84H110ZM121 85V86H120ZM123 85V86H122ZM45 86V87H44ZM52 86V87H51ZM117 86H119V87H117ZM127 86V87H126ZM142 86V87H141ZM155 86V87H156ZM170 86V87H169ZM57 87V88H56ZM145 87V88H144ZM166 87H167V89H166ZM169 87V88H168ZM172 87V88H171ZM181 87H182V89H181ZM136 88V89H135ZM3 89V90H2ZM41 89V90H40ZM120 89H121V91H120ZM158 89H160V90H158ZM166 89V90H165ZM177 91H176V90ZM36 90V91H35ZM44 90V91H43ZM119 90V91H118ZM132 90V91H131ZM147 92H146V91ZM163 90V91H162ZM168 90V91H167ZM170 90V91H169ZM5 91V92H4ZM17 91H21V92H17ZM37 91H40V92H37ZM114 91V92H113ZM116 91V92H115ZM123 91H124V93H123ZM130 91V92H129ZM159 91V92H158ZM177 93H176V92ZM7 92V93H6ZM15 92H16V94L17 93H25V95L24 96H26L27 98H28V96L30 97L29 98V100L28 99H25L26 97H24V96H21L20 98H21V100L19 99V97H18V95H16L15 96ZM35 92V93H34ZM53 92V93H52ZM162 92L164 93V94H162ZM166 92H167V95L168 94H170L172 97H173V100H172V97L170 96V95H168L166 98H164V96L166 95ZM171 92V93H170ZM5 93V94H4ZM11 93H12V95H11ZM87 93V92H86ZM126 93V94H125ZM148 95H147V94ZM178 94V97H175L176 95H174V94ZM183 94H185L184 92H182ZM2 94V95H1ZM6 94L8 95V96H6ZM122 94H125V95H122ZM127 94H130L131 96H128ZM157 94H159V96L163 99H160V98H158L157 97ZM161 94L163 95V96H161ZM14 95V96H13ZM33 95L35 96V97H33ZM37 95H39V96H37ZM81 96L80 97H85L86 95H83V94H80ZM114 95V96H115ZM132 95H133V99H132ZM156 95V96H155ZM13 96V97H12ZM37 96V97H36ZM124 96H125V98H124ZM9 97V98H8ZM16 97V98H15ZM33 97V98H32ZM79 97V96H78ZM131 99H130V98ZM169 97H171V98H169ZM7 98V99H6ZM13 98V99H12ZM36 98V99H35ZM156 100H155V99ZM169 98V99H168ZM35 100V101H33V100ZM43 99V100H42ZM46 99V100H45ZM128 99V100H127ZM137 100V102H136V100ZM123 102H122V101ZM138 100H139V102H138ZM144 100V101H143ZM19 101H20V103H19ZM24 101H26V102H24ZM140 101H142V103L140 102ZM155 101H156V103H155ZM159 101V102H158ZM167 101V102H166ZM28 102V103H27ZM35 102V103H34ZM127 102V103H126ZM134 102V103H133ZM143 102H145V103H143ZM161 102H163L165 105H162V103ZM166 102V103H165ZM26 103H27V105H26ZM33 103H34V105H33ZM149 104V106H147L148 104ZM151 103H152V105H151ZM161 103V104H160ZM168 103H170V104H168ZM119 104V105H120ZM123 104V105H122ZM127 104H128V106H127ZM142 104H144L145 106H142ZM147 104V105H146ZM157 104V105H156ZM166 104H168V107L166 106ZM2 104L0 103V106H1ZM27 107H26V106ZM33 105V106H32ZM126 105V106H125ZM131 105V106H130ZM138 105V106H137ZM158 105H160V106H158ZM30 106V107H29ZM58 106H60V107H58ZM124 106V107H123ZM135 106H137V107H135ZM150 106H152V107H150ZM167 107V108H169L167 111H166V107H165V109L164 108H162V110L164 109L165 110V112H164V110L162 111V112H164V113H162L159 109H161V108H158V107ZM20 107V106H19ZM34 107V109H32ZM48 107V108H47ZM66 109H65V108ZM70 107V108H69ZM150 107V108H149ZM4 108V107H3ZM52 108H55V109H52ZM61 108V109H60ZM69 108V109H68ZM124 108V109H123ZM128 108V109H127ZM146 108V109H145ZM147 108H149V109H147ZM29 109V110H28ZM52 109V110H51ZM68 109V110H67ZM135 109V110H134ZM144 109V110H143ZM33 110V111H32ZM67 110V111H66ZM121 110V111H120ZM123 110V111H122ZM127 110H129L128 112H130V111H132V112H130V113H128L127 112ZM25 111H26V113H25ZM35 111V112H34ZM51 111V112H50ZM59 111H61V113L59 112ZM70 111V112H69ZM135 111V112H134ZM137 111H138V113H137ZM30 112H32V113H30ZM57 114H56V113ZM67 112V113H66ZM142 112V113H141ZM223 112H224V110H223ZM21 113V114H20ZM42 113H44L43 114V116L41 115ZM128 113V114H127ZM131 113H133V114H131ZM25 114V115H24ZM30 114V115H29ZM39 114V116H37ZM167 114H170V115H167ZM21 115H23V117H21ZM32 115V116H31ZM35 115L37 116V117H35ZM47 115V116H46ZM62 115V116H61ZM126 115H127V117H126ZM133 116V118H131L132 116ZM19 116V117H18ZM30 118H29V117ZM33 116H34V118H33ZM43 118H42V117ZM49 116H50V118H49ZM59 116H60V118H59ZM68 116V117H67ZM136 116V117H135ZM17 117L18 118H20L19 120L17 119ZM39 117V118H38ZM47 117V118H46ZM67 117V118H66ZM139 117H141V118H139ZM231 117V116H230ZM229 117V118H230ZM52 118V119H51ZM64 120H63V119ZM66 118V119H65ZM120 118V119H119ZM135 118V119H134ZM136 118H138V119H136ZM232 118H234V117H231L230 118V120L232 119ZM22 119V120H21ZM35 120L36 119V122L35 121H33V120ZM41 119V120H40ZM42 119H44V120H42ZM71 119V120H70ZM45 120H48L47 121V123H46V121ZM52 120V121H51ZM62 121L61 123H60V121ZM67 120V121H66ZM127 120V121H126ZM136 122H135V121ZM140 121V124H139V121ZM232 120H234V119H232ZM232 120H231V122H232ZM28 121H29V123H28ZM43 121V122H42ZM55 121V122H54ZM63 121H65L64 123H63ZM74 121V122H73ZM132 121V122H131ZM134 121V122H133ZM145 121V122H144ZM23 124H22V123ZM24 122H25V124H24ZM32 122H34V123H32ZM44 122H45V124H44ZM53 122V123H52ZM76 122V123H75ZM142 122V123H141ZM233 122H235V120L233 121ZM20 123V124H19ZM42 123V124H41ZM60 123V124H59ZM63 123V124H62ZM68 123H69V125H70V129H69V125H68ZM138 123V124H137ZM145 125H144V124ZM165 123H167L168 125H165ZM164 123V126L162 125V129H163V127H164V129H165V131H168V130H170V125H169V123L168 122H165ZM29 124V125H28ZM49 124V125H48ZM62 124V125H61ZM76 124V125H75ZM136 124V125H135ZM141 124H143V125H141ZM10 125V126H9ZM44 125V126H43ZM68 127H67V126ZM75 125V126H74ZM28 126V127H27ZM39 126H40V128H39ZM42 126V127H41ZM51 126V127H50ZM135 126V127H134ZM144 126V127H143ZM166 126H169L168 128L166 127ZM53 127V128H52ZM58 127V128H57ZM59 127H60V129H59ZM73 127H76V128H73ZM25 128H27V129H25ZM37 128H38V130H37ZM44 128V129H43ZM72 128V129H71ZM79 128V129H78ZM142 128H146L145 130H144V133H143V129ZM17 129V130H16ZM54 129H56V130H54ZM59 130V133H57L58 132V130ZM125 129H126V131H125ZM142 130L141 132H140V130ZM168 129V130H167ZM26 132H25V131ZM29 130V131H28ZM42 130V131H41ZM45 130V131H44ZM70 130V131H69ZM128 130V131H127ZM16 131H17V133H16ZM35 131V132H34ZM43 131L45 132L44 134H43ZM51 131V132H50ZM60 131H61V134H60ZM13 132V133H12ZM29 132V133H28ZM54 132V133H53ZM74 132V133H73ZM129 132V134H128V136H126V134ZM19 133V134H18ZM36 133V134H35ZM52 133V134H51ZM71 135H70V134ZM77 133V134H76ZM132 133V134H131ZM136 135H135V134ZM13 134V135H12ZM23 134H25V135H23ZM57 134H58V136H57ZM63 134V135H62ZM82 134H84V135H82ZM88 134V135H87ZM143 134V135H142ZM45 135V136H44ZM70 135V136H69ZM73 135H75L76 137H74ZM80 135V136H79ZM82 135V136H81ZM124 135L126 136L125 138H124ZM13 136V138H10V137H12ZM17 136V137H16ZM20 136V138H18ZM27 136V137H26ZM56 136H57V138H56ZM73 136V137H72ZM135 136H137V138H136V140H135ZM2 136H0V141H2V138H1ZM16 137V138H15ZM30 137V138H29ZM38 137V138H37ZM40 137H41V139H44V140H42V142H41V139H40ZM49 137V138H48ZM53 139H52V138ZM79 138L78 139V141L76 140V138ZM81 137H82V139H81ZM89 138V140L87 139V138ZM14 138H15V140H14ZM22 138V139H21ZM128 138V139H127ZM134 138V139H133ZM38 139H39V141H38ZM65 139H66V141H65ZM138 139V140H137ZM18 140V141H17ZM21 140H23V141H21ZM25 140V141H24ZM49 140V141H48ZM53 140H56V141H53ZM62 140V141H61ZM75 140V141H74ZM82 140V141H81ZM90 140H92V141H90ZM140 140V141H139ZM163 140H165V141H163ZM162 140V142L164 143H166L167 142V140H168V144H164L163 145V143H161V147H160V149H161V151H163V152H161L162 154H164V153H167V152H173L171 149H172V146H171V141L169 140V138L166 140V139H163ZM14 141V142H13ZM45 141H48V143L46 142L45 143ZM65 141V142H64ZM71 144V147L69 146L70 144L68 143V142ZM77 141V142H76ZM94 141V142H93ZM29 142H31V143H29ZM34 142V143H33ZM53 142H57L56 143V146H55V143H53ZM59 142H61V143H59ZM65 143V144H63V143ZM77 143V144H79V145H81V146H79V145H77V144H75L74 145V143ZM80 142H84V143H80ZM18 143V144H17ZM22 143V144H21ZM51 144V146H50V144ZM68 143V144H67ZM170 143V144H169ZM12 144V145H11ZM27 144L28 145H30L29 146V148L28 149H26V147L25 146H27ZM46 144H48L49 145V147H52V146H54L57 150L56 151H58L57 152V155H59V156H56L54 159H49V160H47L48 162H49V164L44 160V161H41V159H39V157H38V155L39 154H37V152L38 153H42V151L41 150H43V151H45V150H47V148H49V147H46ZM67 144V145H66ZM85 145L84 146V148L82 147L83 145ZM8 145H9V143H8ZM15 145H16V148H15ZM20 146V148H19V146ZM35 145V146H34ZM44 145H45V147H46V149H43L44 148ZM47 145V146H48ZM62 145V146H61ZM23 146V147H22ZM40 146H42L41 148H40ZM74 147V149H73V147ZM147 146V145H146ZM163 146H167V147H165L166 148V152H164L165 151V148L163 147ZM171 146V147H170ZM25 147V148H24ZM28 147V146H27ZM33 147V148H32ZM61 147V148H60ZM66 147H68L67 149H69V150H67L68 151V153L69 152H71V153H69V155L70 156H72V157H70L69 155H68V153H66L67 151H65L66 150ZM79 147V148H78ZM84 149V151H83V149ZM87 147V148H86ZM125 147H126V149H125ZM170 147V148H169ZM18 148V149H17ZM24 148V149H23ZM31 148V149H30ZM75 148H77L76 150H75ZM81 148V149H80ZM90 148V149H89ZM92 148H94V149H92ZM147 148V147H146ZM164 148V150H162ZM11 149V148H10ZM15 149H17V150H15ZM21 149V150H20ZM41 149V150H40ZM61 149V150H60ZM89 149V150H88ZM125 149V150H124ZM23 150H28L27 151V153L29 154H27V153H25ZM40 150V151H39ZM60 150V151H59ZM71 150V151H70ZM74 150V151H73ZM81 150V151H80ZM88 150V151H87ZM90 150H91V152H90ZM95 150V151H94ZM116 150V151H115ZM127 150V151H126ZM167 150H169V151H167ZM18 151H20L19 153H18ZM23 151V152H22ZM62 151H64L65 152V154H67V156L64 154V152H62ZM75 151H77V152H75ZM80 151V152H79ZM94 151V152H93ZM1 152V151H0ZM17 152V153H16ZM31 152V153H30ZM32 152L34 153V154H32ZM73 152V153H72ZM91 154H90V153ZM93 152V153H92ZM119 152V153H118ZM63 153V154H62ZM76 153V154H75ZM78 153V154H77ZM82 153V154H81ZM109 153V154H108ZM113 153V154H112ZM114 153H115V155H114ZM126 153H129V154H126ZM148 153V151L146 150V149H144V150H141V152H137L136 153V155H141L142 154V156H144V155H146ZM2 154V155H1ZM5 154H6V156L7 157H5ZM17 154V155H16ZM36 154V155H35ZM73 154V155H72ZM75 154V155H74ZM81 154V155H80ZM111 154V155H110ZM133 154H135V153H133ZM149 154V153H148ZM168 154V156L170 157V153H167ZM167 154H164L163 156H165V155H167ZM22 155V156H21ZM65 155V156H64ZM77 155V156H76ZM83 155V156H82ZM89 155V156H88ZM91 155V156H90ZM108 156V158H107V156ZM114 155V156H113ZM123 155V156H122ZM4 156V157H3ZM10 156V157H9ZM30 156H32V160H30L31 158H30ZM76 156V157H75ZM124 156H125V158L127 157V159L125 160V158H124ZM16 157H17V159H16ZM28 157V158H27ZM66 157H68V158H66ZM70 157V158H69ZM73 157H75V158H73ZM93 157V158H92ZM95 157V158H94ZM5 158V159H4ZM7 158V159H6ZM8 158H10V160L8 159ZM21 159V161H19L18 159ZM25 158H27V159H29V161H27ZM77 158V159H76ZM80 158H82V159H80ZM26 160L25 162L23 161V160ZM33 159H34V161H33ZM39 159V160H38ZM55 159H56V161H58L57 163H56V161H55ZM111 159V160H110ZM120 159V160H119ZM166 161H169V158L166 156ZM5 160H7L6 162H8L7 164H6V162H5ZM16 160H18V161H16ZM51 160V161H50ZM124 160V161H123ZM12 161V160H11ZM31 161V163H29ZM52 161H54L55 162V165H54V163H52ZM62 161V162H61ZM66 161V162H65ZM68 161H70L71 162V166H70V168H65L64 166L67 164V163H70V162H68ZM85 161V162H84ZM129 161V162H128ZM16 162H17V164H16ZM21 162V163H20ZM22 162H23V164H22ZM28 162V163H27ZM94 162V163H93ZM33 163H34V165H33ZM36 163V164H35ZM40 165H39V164ZM43 163H44V168H42L43 167ZM47 163V164H46ZM58 163H60V164H63V163H65L64 164V166L62 165V167L60 166V164H58ZM83 163V164H82ZM86 163V164H85ZM8 164H10V166H12V167H8ZM12 164V165H11ZM29 164H31V165H29ZM42 164V165H41ZM46 164V165H45ZM116 164V165H115ZM128 164V165H127ZM19 165V166H18ZM27 165H28V168H27ZM36 165V166H35ZM48 165V166H47ZM73 165H75V166H73ZM93 165V166H92ZM95 165V166H94ZM114 165V166H113ZM5 166V167H4ZM38 166H40V167H38ZM53 166H55V167H53ZM14 167H16L15 168V170H14ZM47 167L48 168H50V170H45V168L47 169ZM61 167V168H60ZM65 168V170L67 171V172H65V170H64V168ZM169 167H170V165H169ZM34 168V169H33ZM36 168V169H35ZM38 168H40V169H38ZM53 168H55V169H53ZM60 168V169H59ZM63 168V169H62ZM125 168V169H124ZM171 168V170H173L172 171V174H175V177H174V175H173V180H174V178H176V172H175V169L171 166L170 167ZM170 168H168V167H165V170L166 171H170L171 172V170H170ZM21 169V170H20ZM27 171H26V170ZM35 171H33V170ZM51 169H53L52 171H51ZM73 169V170H72ZM114 169V170H113ZM122 169V170H121ZM129 169V170H128ZM8 170V171H7ZM17 170V171H16ZM39 170V171H38ZM101 170V171H100ZM127 170V171H126ZM25 172V173H23V172ZM31 171V172H30ZM50 171H51V175H50ZM60 171H62V172H60ZM63 171H64V173H63ZM73 171V172H72ZM76 171V172H75ZM5 172V173H4ZM29 172V173H28ZM33 172V173H32ZM37 172V173H36ZM41 172H42V174H41ZM45 172V173H44ZM47 172V173H46ZM52 172H54V173H52ZM72 172V173H71ZM121 172V173H120ZM123 172V173H122ZM126 172V173H125ZM130 172V173H129ZM32 173V174H31ZM40 173V174H39ZM57 173V174H56ZM69 173V174H68ZM128 173V174H127ZM46 174H48V175H45ZM53 174L55 175V177L53 176ZM62 174V175H61ZM74 174V175H73ZM75 174H76V176H75ZM81 174V175H80ZM100 174V175H99ZM111 174V175H112ZM115 174V175H114ZM118 174V175H117ZM120 174V175H119ZM132 174V175H131ZM29 175V176H28ZM32 175V176H31ZM41 175V176H40ZM42 175H44V176H42ZM102 175H104V176H102ZM133 175L135 176V177H133ZM13 176V177H12ZM27 176V177H26ZM123 176V177H122ZM54 177V178H53ZM68 177V178H67ZM140 177V178H139ZM143 177H144V179H143ZM17 178V180H15ZM19 178V179H18ZM33 178V179H32ZM80 178V179H79ZM127 178V179H126ZM130 178V179H129ZM131 178H133V179H131ZM139 178V179H138ZM7 179H10V180H12V181H8ZM36 179V180H35ZM42 179H43V181H42ZM49 179V180H48ZM70 181V183L72 184V183H74V184H72V186L74 187V188H71L72 186L71 185H69V181ZM71 179V180H70ZM75 179V180H74ZM77 179V180H76ZM104 179V180H103ZM6 180V181H5ZM48 180V181H47ZM74 180V181H73ZM93 180L95 181L94 183H93ZM97 180V181H96ZM45 181V182H44ZM67 181V182H66ZM128 181V182H127ZM3 182H5V183H3ZM8 182V183H7ZM21 182V183H20ZM88 182H90V183H88ZM138 182V183H137ZM17 183V184H16ZM20 183V184H19ZM26 183H29V184H26ZM35 183V184H34ZM44 183V184H43ZM49 183V184H48ZM97 183V184H96ZM172 184H173V181L171 182ZM24 184V185H23ZM33 184V185H32ZM43 184V185H42ZM55 184V185H54ZM63 186H62V185ZM65 184V185H64ZM69 185L68 187H70V188H67L66 186L67 185ZM99 184V185H98ZM130 184V185H129ZM23 185V186H22ZM28 185V186H27ZM15 186V187H14ZM47 186H48V188H47ZM57 186V187H56ZM102 186V187H101ZM106 186V187H105ZM24 187V188H23ZM27 187V188H26ZM29 187V188H28ZM59 187V188H58ZM75 187H77V188H75ZM96 187H99V188H96ZM104 187V188H103ZM108 187V188H107ZM138 187V188H137ZM33 188V189H32ZM44 188V189H43ZM111 188H112V190H111ZM29 189V190H28ZM35 189L37 190V191H35ZM74 189V190H73ZM100 191H99V190ZM103 189V190H102ZM138 189V190H137ZM23 190H24V192H23ZM26 190V191H25ZM28 190V191H27ZM68 190V191H67ZM75 191V190H79V192H80V190L84 193V194H82L81 192H80V194H79V196L81 197V196H83L84 195V198H85V200L83 199V197H81V199L79 198V197H77L76 195H74V192L72 193V191ZM106 190V191H105ZM20 191V192H19ZM51 191V192H50ZM60 191V192H59ZM71 193H70V192ZM109 193H108V192ZM24 194H23V193ZM67 192V193H66ZM100 192V193H99ZM139 192H140V194H139ZM6 193V194H5ZM39 193V194H38ZM64 193V194H63ZM101 193H103V194H101ZM105 193V194H104ZM108 193V194H107ZM2 194H4V195H2ZM13 194V195H12ZM70 194V195H69ZM100 195V197H99V195ZM132 194V195H133ZM149 194V193H148ZM72 195V196H71ZM86 195V196H85ZM104 195V196H103ZM107 195V196H106ZM135 195H133V196H135ZM28 196V197H27ZM97 196V197H96ZM108 196H109V198H108ZM135 196V197H136ZM148 196H152L151 194L150 195H148ZM26 197V198H25ZM72 197V198H71ZM76 197V198H75ZM104 197V198H103ZM12 198H14V200L12 201ZM63 200H62V199ZM78 198H79V200H80V205L78 204V203H76L77 202V200H78ZM101 198V199H100ZM7 199V200H6ZM69 199V200H68ZM77 199V200H76ZM83 199V200H82ZM114 201H112V200ZM16 200V201H15ZM59 200V201H58ZM67 200V201H66ZM72 200H75V201H72ZM82 200V201H81ZM92 200V201H91ZM97 200V201H96ZM99 200V201H98ZM107 200H109V201H107ZM31 201H33L32 203H31ZM40 201V202H39ZM50 202V206H49V202ZM63 201V202H62ZM69 201V202H68ZM96 201V202H95ZM108 203H107V202ZM7 202H8V204H7ZM19 202V203H18ZM21 202V203H20ZM38 202V203H37ZM44 202V203H43ZM45 202H48V205H47V203H45ZM76 204H75V203ZM93 202H95V204H93ZM99 202V203H98ZM104 202V203H103ZM106 202V203H105ZM113 202V203H112ZM116 202V203H115ZM28 203V204H27ZM53 203V204H52ZM67 203V204H66ZM74 203V204H73ZM86 203V204H85ZM120 203V204H119ZM13 206H12V205ZM16 204V205H15ZM40 204V205H39ZM44 204V205H43ZM52 204V205H51ZM62 204H64L63 206H62ZM71 204H73V205H71ZM104 204H106V205H104ZM118 204H119V206H118ZM208 204L210 205V206H212V204H211V202H210V200H208ZM37 205V207H35ZM72 206V208H71V206ZM77 205H78V208H79V210L77 209V211L76 210H74V209H76L77 208ZM87 207H86V206ZM96 207H95V206ZM100 205V206H99ZM104 206V209L102 208L103 206ZM111 205H112V207H111ZM121 205V206H120ZM152 205V206H151ZM11 206V207H10ZM34 206V207H33ZM40 206V207H39ZM43 206V207H42ZM45 206H49L50 208L49 209H46L45 208ZM53 206V207H52ZM69 206V207H68ZM76 207V208H73V207ZM83 206H84V208H83ZM89 206V207H88ZM110 206V207H109ZM116 206H118V207H120V209H118V208H116ZM4 207V208H3ZM7 207V208H6ZM9 207V208H8ZM29 209H27V208ZM64 207V208H63ZM92 207H94V208H92ZM100 207V208H99ZM150 207V208H149ZM24 208V209H23ZM38 208H40V209H38ZM65 208H67V209H65ZM98 208H99V210H100V212H99V210H98ZM109 208V209H108ZM116 208V209H115ZM8 209V210H7ZM11 209H14V210H11ZM23 211H22V210ZM30 209H32V210H30ZM36 209H38V210H36ZM70 209V210H69ZM94 209V210H93ZM116 210L115 212L114 211H112V210ZM136 209H138V208H136ZM153 211V214H152V212H151V210ZM6 210V211H5ZM19 210H20V212H19ZM109 210V211H108ZM117 210H118V212H117ZM144 210H145V214L143 213L144 212ZM10 211H13L14 213H16L15 215L13 214V212L11 213ZM15 211H17V212H15ZM26 211V212H25ZM28 211H29V213H28ZM50 213H49V212ZM72 211V212H71ZM75 211V213H73ZM82 211V212H81ZM108 211V212H107ZM110 211L112 212V213H114V214H112V215H107V213H110ZM146 211H148V212H146ZM2 212V213H1ZM6 214H5V213ZM40 213L39 215L38 214H35V213ZM53 212V213H52ZM66 212V213H65ZM79 212V213H78ZM116 212H117V216H116ZM141 212V213H140ZM22 213V214H21ZM93 213V214H92ZM143 213V214H142ZM154 213L156 214V215H154ZM217 212H216V209H215V214L214 215H210V219H208L207 221L210 223V225H214L215 224V222H216V227H218L219 226V228L218 229H220L219 231H222L223 232V235L224 236H226V237H229V234H231L232 235V232L230 233L229 232V230H230V228H229V230H228V227L227 228H225V230H224V228H223V226H222V224L223 223H218V221L221 219L220 217H218L219 215L218 214H216ZM14 216H13V215ZM18 214H19V216H18ZM26 214H28V215H26ZM41 214H42V216H41ZM45 214V215H44ZM47 214H48V216H47ZM49 214H51L50 216H49ZM65 214V215H64ZM66 214H68V215H66ZM75 214V215H74ZM111 214V213H110ZM151 216H150V215ZM160 214V215H159ZM4 215H6V216H4ZM10 215V216H9ZM12 215V216H11ZM21 215V216H20ZM23 215V216H22ZM35 215V216H34ZM106 217H105V216ZM115 215V216H114ZM142 215H143V217H142ZM147 215H148V219H147ZM159 215V216H158ZM217 215V216H216ZM7 216H9V217H7ZM40 217V219H38L39 217ZM44 216H45V218H44ZM79 216H80V218H79ZM98 216V217H97ZM109 216V217H108ZM113 218H112V217ZM121 216H122V219L123 218H126L125 220H122L121 219ZM149 216L151 217V218H149ZM158 218H157V217ZM167 216V217H166ZM216 216V217H215ZM2 217V218H1ZM5 217H6V219H5ZM32 217H35L36 219H34V218H32ZM54 217V218H53ZM66 217V218H65ZM81 217H82V219H81ZM92 217V218H91ZM101 217V218H100ZM105 217V218H104ZM128 217V218H127ZM145 217V218H144ZM156 217V218H155ZM213 217H214V219H213ZM221 217H222V215H221ZM11 218V219H10ZM18 218V219H19ZM29 218V219H28ZM51 218V219H50ZM58 218V219H57ZM87 218V219H86ZM104 218V219H103ZM107 218V219H106ZM142 218H144V219H142ZM164 218V219H163ZM166 218H168L167 220H165ZM219 218V219H218ZM3 219V220H2ZM15 219V220H14ZM33 219V220H32ZM43 219V220H42ZM46 219H48V220H46ZM54 219V220H53ZM91 219V220H90ZM92 219H94V220H92ZM100 219V220H99ZM113 219V220H112ZM132 219V220H131ZM137 219H139V220H137ZM141 219H142V221H141ZM145 219L148 221V222H146L145 221ZM150 219H152V220H150ZM7 220H9V221H7ZM24 220V221H23ZM31 220V221H30ZM39 220V221H38ZM51 220H52V222H51ZM56 220V221H55ZM59 220V221H58ZM80 220V221H79ZM107 220H109V221H107ZM130 220V221H129ZM134 220H135V222H134ZM155 220V221H154ZM162 222H161V221ZM17 221V222H16ZM26 221V222H25ZM32 221H34V222H32ZM45 221V222H44ZM47 221V222H46ZM48 221H50V222H48ZM94 221V222H93ZM111 222V223H107V222ZM116 221V222H115ZM127 221H128V223H127ZM132 221V222H131ZM138 221V223H136ZM167 221V222H166ZM213 221H215V222H213ZM4 222H5V225H4ZM7 222V223H6ZM54 222H58V223H60L58 226V228L56 229L55 227H54V225L52 226V224L54 223ZM84 222V223H83ZM97 222H98V224H97ZM122 222H124V223H122ZM140 222V223H139ZM154 222V223H153ZM213 222V223H212ZM220 222H224V220L222 219ZM262 223V224H259V223ZM259 223H258V228H260L261 227V230H262V232H263V235H264V231H263V229L264 228H262V225H263V222L262 221H260ZM15 223V224H14ZM27 223V224H26ZM29 223H31V225L29 224ZM48 223V224H47ZM62 223V224H61ZM87 223V224H86ZM89 223V224H88ZM94 223V224H93ZM118 223H120V224H118ZM127 223V224H126ZM132 223H134V224H132ZM165 223V224H164ZM167 223V224H166ZM169 223H170V221H169ZM217 223H218V226H217ZM10 224V225H9ZM40 224V225H39ZM44 224V225H43ZM84 224V225H83ZM100 224V225H99ZM101 224H102V226H101ZM109 224V225H108ZM112 224V225H111ZM132 224V225H131ZM136 224V225H135ZM138 224V225H137ZM145 224V225H144ZM147 224H149V225H147ZM156 226V227H154V225ZM219 224H221V225H219ZM29 225V226H28ZM46 225H48V226H50V227H48V226H46ZM65 225V226H64ZM83 225V226H82ZM87 225H88V227H87ZM133 225H135L134 227H132ZM151 225H152V227H151ZM40 226V227H39ZM105 226V227H104ZM118 226V227H117ZM144 226H146V227H144ZM165 226V227H164ZM32 227V228H31ZM83 227L84 228H88V230L89 231H91L92 232V234H94V236L96 237V239L94 240V237L93 236H90V237H87V235L89 234V235H91V233H88L87 232V234H86V232L84 231V230H86V229H83ZM112 227V228H111ZM115 227V228H114ZM148 227V228H147ZM27 228H30V229H27ZM34 228V229H33ZM45 228H46V230H47V232H45L46 230H45ZM54 228V229H53ZM94 228V229H93ZM113 229V230H111V229ZM130 228V234H129V230L128 229ZM133 228V229H132ZM82 229V230H81ZM96 229V230H95ZM102 229V230H101ZM103 229H105V230H103ZM115 229V230H114ZM121 229V230H120ZM126 229V230H125ZM140 230V231H138L137 232V230ZM149 229V230H148ZM53 230V231H52ZM60 230V231H59ZM93 230H94V232L95 233H93ZM108 230H111V231H108ZM134 230V231H133ZM148 230V231H147ZM30 231V232H29ZM33 231V232H32ZM43 231V232H42ZM58 233H57V232ZM69 231V232H68ZM83 231V232H82ZM87 231V230H86ZM107 231V232H106ZM117 231V232H116ZM126 231H128V232H126ZM132 231V232H131ZM145 231V232H144ZM160 231H161V233H160ZM227 231V232H226ZM27 232H29V233H27ZM36 232H37V234H36ZM40 232H42V233H40ZM102 232V233H101ZM115 232V233H114ZM119 232V233H118ZM153 232V233H152ZM38 233H39V235H38ZM46 233L48 234V236L46 235ZM71 233V234H70ZM109 235H108V234ZM112 233V234H111ZM135 234V235H133V234ZM145 233H148V237L149 238H147L144 242H143V235L145 234ZM162 233H163V236H161L162 235ZM53 234V235H52ZM100 234V235H99ZM114 234H116V235H114ZM119 234V235H118ZM121 234V235H120ZM136 234L137 235H139V237L141 236V234H142V236L139 238L138 236H137V238H135L136 237ZM159 234H161V235H159ZM63 235V236H62ZM88 235V236H89ZM97 235V236H96ZM114 236V239L112 238L113 236ZM131 237H130V236ZM158 237H157V236ZM37 236H39V237H37ZM99 236V237H98ZM105 236V237H104ZM117 236H118V238H117ZM156 236V237H155ZM160 236V237H159ZM165 236H167V237H165ZM36 237L38 238V239H36ZM91 237H92V240H94V241H92L93 243H91L90 244V242L89 241H91ZM106 237H107V239H106ZM130 237V238H129ZM164 237H165V239H164ZM35 238V239H34ZM46 238V239H45ZM79 238V239H78ZM103 238V242H100L101 241V239ZM109 238V239H108ZM127 238V239H126ZM133 238H135V239H137V240H135V239H133ZM9 238H4V239H1L0 240V249H1V251H0V253H2V254H0L1 256H0V261L2 262L3 261V258L5 259L6 257H8V258H6L5 259V261H7V262H5V261H3L5 264H8V263H10V264H14L15 262L16 263H18V264H21L19 261H17V260H19V259H16L17 258V256H16V253H14L13 251H11L10 250V252H6V249H4V248H2L4 245L3 244H5V242H7V241H10V239L8 240ZM43 239V240H42ZM89 239V240H88ZM100 239V240H99ZM122 239V240H121ZM132 239V240H131ZM149 239V240H148ZM39 240V241H38ZM129 240H131L130 242H129ZM134 240V241H133ZM140 240H141V242H140ZM1 241H3V242H1ZM44 241H46V242H44ZM50 242V245H49V242ZM99 242V243H97V242ZM116 241V242H115ZM153 241V242H152ZM154 241H155V243H154ZM156 241L158 242L157 244L159 245H157L156 244ZM162 243H161V242ZM106 242V243H105ZM125 242H127V243H125ZM139 242V243H138ZM145 242H147L146 244H145ZM164 242V243H163ZM35 243V244H34ZM39 243H40V245H39ZM94 243H95V245H94ZM108 243V244H107ZM111 243V244H110ZM125 243V244H124ZM133 243V244H132ZM134 243H136V244H134ZM142 243H144L145 244V246L144 245H142ZM149 243V244H148ZM172 243V244H171ZM41 244H43V245H41ZM48 244V245H47ZM85 244V245H84ZM92 244H93V246H92ZM107 244V245H106ZM132 244V245H131ZM138 244V245H137ZM142 246H141V245ZM160 244H161V247H160ZM45 245V246H44ZM67 245V246H66ZM90 245V246H89ZM127 245H128V247H127ZM155 245V246H154ZM156 245H157V247H156ZM164 245V246H163ZM169 245V246H168ZM172 245V246H171ZM2 246V247H1ZM39 246V247H38ZM40 246L42 247V248H40ZM44 246V247H43ZM47 246H49V247H47ZM136 246H137V248H136ZM139 246V247H138ZM146 246L148 247V248H150L149 250H147L146 249ZM152 246V247H151ZM163 246V247H162ZM56 247V248H55ZM90 247H92V248H90ZM101 247V248H100ZM155 247V248H154ZM165 247V248H164ZM166 247L169 249H166ZM173 247V248H172ZM259 247V248H258ZM261 246H257L256 248H254L253 249V257L251 258V260H249L248 262H250V263H252V264H258V260H259V258H260V256H258L259 254H261V252H262V250L260 251V249H262V247L260 248ZM38 248H40V249H38ZM44 248V249H43ZM129 248V249H128ZM135 248V249H134ZM142 248H144V250L142 249ZM177 248V249H176ZM178 248H180V249H178ZM4 249V250H3ZM46 249H48V250H46ZM62 249V250H61ZM95 249V250H94ZM112 249V250H111ZM116 249V250H115ZM151 249H152V251H151ZM164 249V250H163ZM176 249V250H175ZM259 249V250H258ZM57 250V251H56ZM70 250V251H69ZM138 250V251H137ZM143 250V251H142ZM160 250V251H159ZM180 250V251H179ZM3 251H5V252H3ZM7 251H9L8 249H7ZM95 251V252H94ZM131 251V252H130ZM132 251H134L135 253L136 252H138L139 254H140V256H141V258L140 259H138L137 261L138 262H136V258L134 257L135 255H133L134 254V252H132ZM147 251H148V253H147ZM177 251H178V253H177ZM257 251L259 252V253H257ZM52 252V253H51ZM111 252V253H110ZM144 252V253H143ZM154 252V253H153ZM158 252V253H157ZM6 255H5V254ZM10 253V254H9ZM45 253V254H44ZM58 253V254H57ZM108 253V254H107ZM133 253V254H132ZM151 253V254H150ZM170 253V254H169ZM176 253H177V256H176ZM14 255V256H12V255ZM39 254V255H38ZM51 254V255H50ZM137 254V253H136ZM154 254H156V255H154ZM172 254V255H171ZM58 255V256H57ZM94 255V256H93ZM143 255V256H142ZM145 255V256H144ZM154 255V256H153ZM169 255H170V258H169ZM11 256L13 257V258H11ZM41 256V257H40ZM97 256V257H96ZM163 256V257H162ZM262 256V255H261ZM2 257V258H1ZM34 257V258H33ZM38 257V258H37ZM45 257V258H44ZM47 257V258H46ZM58 257V258H57ZM116 257V258H115ZM127 257V258H126ZM178 259H177V258ZM9 258L11 259V260H9ZM50 258H51V260H50ZM95 258V259H94ZM142 258H147V259H142ZM162 258H164V259H162ZM36 259V260H35ZM166 259V260H165ZM253 259L255 260V262L253 261ZM12 260H13V262L14 263H12ZM38 261V263L36 262L35 263V261ZM41 260V261H40ZM44 260V261H43ZM48 260V261H47ZM135 260V261H134ZM9 261V262H8ZM53 261V262H52ZM116 261V262H115ZM147 261V262H146ZM165 261V262H164ZM167 261V262H166ZM1 262H0V264H1ZM3 262H2V264H3ZM56 262V263H55ZM162 262V263H161ZM175 262V263H174ZM254 262V263H253ZM27 263H25V264H27ZM250 263H245V264H250Z\"/></svg>", "mask_w": 264, "mask_h": 264}, {"label": "clouds", "instance_id": "clouds-1", "mask_svg": "<svg viewBox=\"0 0 264 264\" xmlns=\"http://www.w3.org/2000/svg\"><path fill=\"white\" fill-rule=\"evenodd\" d=\"M130 13L123 0H78L66 12L65 27L89 42L85 50L99 70L101 62L125 60L137 52V36L130 30Z\"/></svg>", "mask_w": 264, "mask_h": 264}]
</instances>
